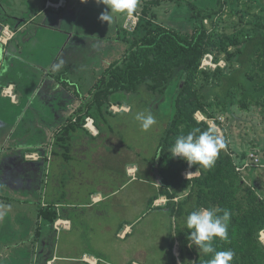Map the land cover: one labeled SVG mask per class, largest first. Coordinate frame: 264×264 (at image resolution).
Returning a JSON list of instances; mask_svg holds the SVG:
<instances>
[{
    "label": "rangeland",
    "instance_id": "rangeland-1",
    "mask_svg": "<svg viewBox=\"0 0 264 264\" xmlns=\"http://www.w3.org/2000/svg\"><path fill=\"white\" fill-rule=\"evenodd\" d=\"M46 1L0 0V37L8 25L15 33L21 21L25 20L27 24L24 31L16 33L14 40L7 45L0 41V49L7 51L14 52L12 47L15 43L19 45L13 47L16 56L10 51L0 61V117L3 118V123L0 121V148L8 146L17 150V154L27 150L22 152L26 153L27 161L22 160L21 164L28 167L37 165L26 157L34 151L31 150L34 142L47 140V144L52 143L55 131L62 126L66 115L71 117L80 107L89 106L94 83L111 63L123 58L128 41L134 39L131 34L137 27L134 25L133 30H126L127 34L118 39L121 26L126 25L133 13H114V19L109 24L98 19L106 6L97 5L95 0H64L62 7L66 8L61 11L62 7L48 10ZM50 1L54 3L56 0ZM142 1L137 0L135 9H139ZM217 1L160 0V4L153 9L155 22L168 29L191 34L195 21L191 18L188 3L204 8L216 7ZM225 8L218 30H233L243 19V29L238 34L241 40L259 31L256 22L264 14V9L258 0H228ZM259 21L264 23L263 19ZM206 24L210 28L208 21ZM66 32L71 36L68 37ZM143 33L144 29H141ZM221 64L223 68L226 66L224 61ZM54 65L59 67L54 69ZM201 68L211 67L206 65ZM49 71L53 77L63 81L62 86L55 79H48ZM174 82L170 86L177 91L180 82ZM10 84L17 86L18 103L10 94H4L5 87ZM207 93L212 94L214 100V93ZM165 102L164 97L158 95L153 98L147 92L120 97L119 105L114 101L110 108L111 112L119 115L101 120L103 137L97 141L86 139L83 146L88 144L91 147L84 146L82 151H76L83 159H89L87 165L80 167L83 176L71 187L73 195L67 197L66 203L76 207L60 206L58 209L68 213L72 221L71 231L57 229L56 226L48 230L39 222V212L46 207L44 202L50 203L57 196V191L49 183L47 162L37 165L38 180L43 178L44 181L41 185L35 183L33 175L32 181L18 177L26 189L23 188L21 195L18 193L17 196L9 193L7 201L11 205H0V264H49V261L52 264H75L73 259L81 258L84 253L101 257L100 264H122L135 256L141 264H172V257L179 263L180 257L175 253L177 251L179 255L180 247L171 248L175 235L173 218L162 210L149 209L147 204L157 191L155 179L147 174L152 171L158 145L171 117ZM231 110L232 113H229L226 104H215L209 108L210 113L215 114L214 118L202 112H198L195 118L215 128L227 140L228 152L233 155L235 164L240 168L247 167L244 172L247 182L254 184L264 198V167H255L254 161H250L254 154L264 160V107L251 105L244 110L236 104ZM140 112H151L156 119V124L148 131L141 130L135 119ZM111 137L123 142V150L134 152L135 179L126 190H120L124 191L120 197L89 208L85 205L90 202L89 192L94 188L101 186L116 191L126 184L120 158L122 146L107 144ZM55 147L51 149L56 151ZM9 148L0 149V162L6 160L9 154L14 155L12 150H7ZM40 151L45 153L44 149ZM243 154L244 159L241 158ZM0 172H5L3 167ZM195 173L199 175V172ZM132 194L134 203L131 207L130 198L126 210L121 205L123 196L131 197ZM122 223V231L126 226L132 229V235L127 239L118 236ZM39 229L48 238L47 244L32 242L37 238L36 231ZM262 235L264 241V233Z\"/></svg>",
    "mask_w": 264,
    "mask_h": 264
},
{
    "label": "trees",
    "instance_id": "trees-1",
    "mask_svg": "<svg viewBox=\"0 0 264 264\" xmlns=\"http://www.w3.org/2000/svg\"><path fill=\"white\" fill-rule=\"evenodd\" d=\"M258 1L264 9V0ZM227 2L218 0L216 7L204 8L188 3L195 28L191 34H184L157 25L153 9L160 0H143L139 9L131 12L139 22L131 34L133 41L126 43L128 49L123 58L105 69L91 88L89 106L80 107L68 118L56 136V151L52 150L57 155V148H68L72 133L85 130L88 119H92L103 133L101 120L119 115L110 108L114 101L119 105L122 96L147 92L153 98L164 97L171 117L158 145L152 171L147 174L155 179L161 190L147 204L153 208L160 194L168 197L167 204L158 210H165L174 220L171 248L179 242L181 264H208L212 258L195 245L189 247L190 230L185 227V219L192 210L201 207L230 212L229 238L226 241L215 239L214 247L217 251L233 250L235 256L231 264H264V198L238 170L233 155L228 152L227 140L211 168L199 165L189 168L185 160L173 158L170 153L179 135L195 128L206 131L210 127L206 122L197 121L195 115L198 112L214 118L215 114L210 113L209 108L215 104H226L229 113L236 104L244 110L251 105L264 107V23L259 21L264 20V14L256 22L259 31L241 40L238 34L242 32L243 19L233 30L217 28ZM207 21L210 28L206 26ZM141 29H144L143 34ZM126 30L122 25L118 39L127 34ZM207 55L213 57L215 69L201 68ZM221 61L226 63L224 68L219 65ZM176 80L180 87L174 91L170 85ZM207 92L214 93V100ZM241 158L244 159L245 154ZM261 165L264 167L263 159ZM187 170L199 172V176L187 179L184 175ZM55 209L53 206L42 207L39 222L44 221L53 229L60 218ZM43 234L41 229L36 231L38 239ZM172 264H179L175 257H172Z\"/></svg>",
    "mask_w": 264,
    "mask_h": 264
},
{
    "label": "crops",
    "instance_id": "crops-1",
    "mask_svg": "<svg viewBox=\"0 0 264 264\" xmlns=\"http://www.w3.org/2000/svg\"><path fill=\"white\" fill-rule=\"evenodd\" d=\"M50 1L47 0L46 3ZM60 1H64V0H60ZM57 2V0L55 1ZM65 2V1H64ZM67 6V3L65 4ZM66 8L65 6L60 8L59 11H61L62 9ZM49 10V9H48ZM7 24V23H4ZM8 25V24H7ZM27 26L26 21L23 20L21 21V25H19L17 27V29H15L16 31H14L16 33H21L24 31L25 27ZM9 27L10 26H6ZM66 34H68L67 36H71L69 32H66ZM15 37V36H14ZM72 38V37H70ZM14 40V39H13ZM12 40V41H13ZM10 45V44H9ZM18 43H15L14 46H17ZM13 46V47H14ZM19 46V45H18ZM12 47V49L15 52V49ZM19 48V47H18ZM7 50L4 49V54L10 52L9 50L6 52ZM14 52L11 51V53L15 54ZM3 54V55H4ZM16 56V54H15ZM0 61H1V57H0ZM51 71L47 72V77L49 80L52 78L53 80L55 79L56 81L59 82L60 86H62V82L63 81H59V79L57 77H53L50 73ZM51 79V80H52ZM95 84V83H94ZM9 87V88H7ZM5 87V90H11L12 93V97L15 101V103H18L19 101V96L17 95L18 90H17V86L16 84H10L9 86ZM75 96L77 97L78 94L75 93ZM74 108V106H73ZM78 109V108H77ZM128 113V112H126ZM70 116H68V114L66 115L64 121L62 122V126L60 128H58L57 131H55V136L53 138V142L50 144H47V140L46 141H42L40 142L39 140H37L36 142H34L35 146H31V150H34L32 153L33 155L38 156L39 158L37 160L35 159H30L31 161L37 163L38 164H42L45 161L47 162V167L50 170V180L49 183H51V187L53 188V190L57 191V196L55 197V199H51L50 203L44 202L46 203V205L43 204V206H46L47 208L50 206H53L54 208H56L55 210L58 212L59 217L61 216V214L63 215V217H60L57 222H65L67 224V226L62 227V229L67 230V231H71L72 230V225H71V219L67 216V212H60L58 209L61 208L60 206L68 207V208H75L76 206L73 205L72 203H66V201L68 200L67 197L70 196L71 194V187H73L74 182H79L78 178L80 179L82 174V170L80 169L81 166L83 165H87V163L89 162V159H83L82 156H80L76 151H82L84 149V146H88L91 147V145H84L83 143L89 140H95L97 141L98 139H101V137H103L104 133H101L99 127H97L94 123L93 125V131L92 129H90L89 127H85V130H77L76 132L72 133L68 148H62L61 150L59 148H57L58 154L55 155L54 152L52 151L54 148V146H56V136L57 134L60 132V130L62 129L63 125L66 123V121L68 120ZM2 117H0V121L2 122ZM3 123V122H2ZM54 133V132H53ZM4 134V133H3ZM7 139V137H6ZM107 144L110 145H118L121 144L122 146V152L120 154V158H121V162H122V172H123V177L126 179V184H123L122 187L118 190H110V189H106L103 187H99V188H94L93 191L89 192V199L90 202L85 205L86 207L89 208H93L94 206H97L99 204H101L102 202L109 200L110 198H117L120 197V195H122L124 193L120 192V190H126L128 188V186L130 184L133 183V180L135 179L134 174H131V170L134 171V164H133V160H134V152H128V150H123V142H121L119 139L115 138V137H111V139L107 140ZM49 145H51L50 147V151H49ZM83 146L81 149H78V147ZM5 148H9L8 146H4L3 148L0 149H5ZM56 148V147H55ZM27 149V148H26ZM41 150H45L43 153ZM87 149V148H86ZM7 150H12L11 148L7 149ZM48 150V152H47ZM14 152V155L9 154L8 158L6 160H3L2 162H0V169L1 167L4 168V173L0 172V205L3 204V206L6 205H11L10 201H7L8 199H10V194L9 193H14L13 196H17V194L19 193L21 195L23 188H25L23 186V184L20 182V179L18 177H20L21 179H31L32 181V175H33V180H35V183L41 185V182H44L41 178L40 180H38V175H36V173L38 172V166L33 165V166H26V165H22L21 161L24 160L25 162L27 161L25 159V154H22V152H27V150H23L21 153L17 154V150H12ZM29 153L27 154L26 157H28L30 155ZM131 154V158H128V155ZM76 155L78 158H76ZM97 154H95L96 156ZM23 162V161H22ZM96 161H95V165H96ZM11 171V172H9ZM193 172V171H192ZM13 179V180H11ZM128 179H131L130 181ZM16 180H18V182H16ZM10 182V184L8 185L7 182ZM4 184V185H3ZM47 184V182H46ZM53 185V186H52ZM26 189V188H25ZM37 189V188H36ZM155 189L157 190L156 192L160 193V186L156 185ZM105 190V191H103ZM31 191H32V187H31ZM49 192V190L47 191ZM108 192V193H105ZM110 193V194H109ZM107 194V195H105ZM8 195V196H7ZM73 195V194H71ZM131 198V207L134 203V195L132 194L131 197H127V196H123V202H122V207L126 210H128V205H129V199ZM150 199V198H149ZM178 199H176V201H178ZM168 202V197L167 196H163L160 194L159 199L155 202L153 208L155 210H158L160 207L165 206ZM83 206V205H81ZM150 209V208H149ZM132 210V209H131ZM134 210V209H133ZM161 211V210H160ZM164 213H167L165 210H162ZM129 213H127L126 215H128ZM132 215V214H131ZM56 223L54 224V228L56 226ZM42 225L44 224V226H46V228H48V230H51V226L49 227L47 223H45L44 221L41 223ZM124 224H121V228L118 231V236L120 235V238L122 239H127L130 235H132V229L130 226H126L124 229V231H122ZM122 231V232H121ZM35 236V235H34ZM32 239V238H31ZM39 241L43 242V244H47L48 242V238H46V235L43 236L41 239L38 238H34L32 239V242L34 243H38ZM179 246L180 244L179 242H176L175 246ZM180 252V251H179ZM178 257H180L181 252L175 253ZM101 258V257H100ZM99 257H96L92 254H87L84 253V255L77 259H73L75 264H100L101 260ZM137 256L134 257V259L131 260H127L122 262V264H141L137 259ZM179 263L181 264V259L179 261ZM49 264H52L51 261H49Z\"/></svg>",
    "mask_w": 264,
    "mask_h": 264
},
{
    "label": "clouds",
    "instance_id": "clouds-1",
    "mask_svg": "<svg viewBox=\"0 0 264 264\" xmlns=\"http://www.w3.org/2000/svg\"><path fill=\"white\" fill-rule=\"evenodd\" d=\"M86 2V0H82ZM97 5H105L106 8L98 17L101 22L113 21V14H127L134 11L137 7V0H95ZM4 54V50L0 49V57ZM62 63V62H61ZM54 69L59 65H54ZM135 119L139 122L141 130L148 131L156 124V119L151 112L137 113ZM226 147L225 138L217 132L213 127H209L206 131L195 128L187 134L179 135L175 143L170 148L173 158L185 160L189 168L192 165H199L204 168L214 166L216 159L221 150ZM191 172L187 173L189 176ZM223 212V215H218ZM231 214L224 209L215 207H201L192 210L185 219V227L190 230L188 240L189 247L195 245L198 249L205 253L211 254L208 264H231L235 253L233 250L217 251L214 247V240H228V224Z\"/></svg>",
    "mask_w": 264,
    "mask_h": 264
},
{
    "label": "built area",
    "instance_id": "built-area-1",
    "mask_svg": "<svg viewBox=\"0 0 264 264\" xmlns=\"http://www.w3.org/2000/svg\"><path fill=\"white\" fill-rule=\"evenodd\" d=\"M64 3H65L64 1H60L59 3H53V2H51V1H48L47 4H46V8H47V9L60 8V7L63 6ZM138 21H139V18H138V17L130 16V18H128V20L126 21V22H127L126 25H125L126 29H127V30H133V26H134V25H137ZM14 35H15V34L10 30L9 27H5V28L3 29V33H2V35H1V37H0V41H1L4 45H7V44H8V43L14 38ZM206 65L210 66L212 69H215V68L217 67V65H215V63H214V61H213V57H212L211 55H207V56L203 59L202 67H205ZM219 65L222 66L221 63H220ZM9 91H10V90H5V91H4V94H5V95L10 94V96L12 97L13 95H12V93H9ZM197 117L199 118V115H197ZM202 121H203V120H202ZM93 125H94V121H93L92 119H88V120H87V124H86L85 127H87V128L89 127L90 129H92V128H93ZM92 132L94 133L93 129H92ZM28 158H29V159H35V160H37L39 157L36 156V155L30 154V155L28 156ZM248 160H249V159H248ZM250 161H254L253 165H254L255 167H259V166L262 167V165H261V158H259L256 154L253 155V157H252V159H251ZM260 167H259V168H260ZM246 168H247V167H246ZM246 168H245V166H244V168H243V167H241V168L238 167V170H239L240 172L244 173V172L246 171ZM130 172H131V174H135V170H134V171L131 170ZM188 172H191V174H190L189 176H187V173H188ZM196 176H199V175H197V173L192 172V171H190V170H187L186 173H185V178H187V179L194 178V177H196ZM65 226H67V224H66L65 222H57V223H56V228H57V229H60V228L65 227ZM263 233H264V232H262V234H263ZM262 238H263V235H262ZM134 264H137V263H134ZM179 264H180V263H179Z\"/></svg>",
    "mask_w": 264,
    "mask_h": 264
},
{
    "label": "bare ground",
    "instance_id": "bare-ground-1",
    "mask_svg": "<svg viewBox=\"0 0 264 264\" xmlns=\"http://www.w3.org/2000/svg\"><path fill=\"white\" fill-rule=\"evenodd\" d=\"M9 93H11V90L9 91Z\"/></svg>",
    "mask_w": 264,
    "mask_h": 264
}]
</instances>
